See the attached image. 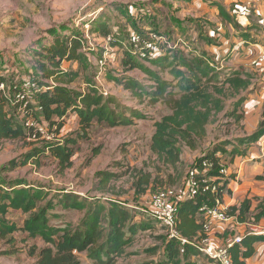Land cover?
I'll list each match as a JSON object with an SVG mask.
<instances>
[{"label": "rangeland", "instance_id": "rangeland-1", "mask_svg": "<svg viewBox=\"0 0 264 264\" xmlns=\"http://www.w3.org/2000/svg\"><path fill=\"white\" fill-rule=\"evenodd\" d=\"M193 1L195 0H0V71H5L6 91L10 97L15 95L13 88L22 86L25 79L41 85L51 84L50 79L42 76L40 65L47 63L45 47L53 43L54 36L49 34V30L54 29L61 37L73 36L80 39L81 51H86L89 57V69L80 72L69 84L71 88L81 90L86 87L87 81L94 77L99 88L116 97L117 105L112 107H116L117 111H123L129 116L130 111L125 108L129 107L143 115V118L133 117L129 125L110 127L103 122H93L85 130L81 128L75 112L67 113L63 119L64 125L57 134L59 139L56 140L59 143L68 138L75 140L68 144L73 149V154L70 157V165L64 169L45 148L43 138L0 141V169L9 167L11 159L21 161L26 153L34 154L26 164L3 170V174L8 181L24 180L26 184L29 183L34 188L40 187L47 193L38 207L51 202L52 207L46 213L50 226L69 225L74 228L81 222L86 210L66 206L63 201L69 193L77 194L78 199L84 203L103 201L107 206L110 199H117L128 207L132 218L124 230L128 232L127 235H131L132 242L125 248L122 256L114 259V264H159L164 259L163 248L167 232L144 211L148 199L151 194L162 188L182 191L190 170L193 167L202 169L198 160L215 148L220 149L215 154L220 166L229 168L227 175L216 180L219 185H225L223 196L229 200V196L233 194L232 188L239 184V189L246 188V191L235 190V198L240 201L239 204L245 199L254 203L264 201V170H253L257 158L264 157V135L248 145L247 156L233 155L234 149L246 147L239 146L237 139L250 135L258 129L260 122H264V72L254 64L251 65L250 56V63L247 59L239 61L245 57L242 54L243 49L249 53V43L229 42L225 49L217 47L222 44V41H219L221 38L231 39L232 25L222 20L219 14L204 18L193 17L190 10L194 5ZM195 3L196 7L202 10L203 4L217 8L215 3L220 2L197 0ZM97 18L108 24L113 38L114 34L119 33L116 36L119 40L115 44L106 45L105 35L96 30ZM173 18H182L181 26H177L171 20ZM130 20L134 21L133 24ZM252 23L254 33L262 30L259 23ZM238 24L241 27L246 26H242L240 22ZM133 27L165 31L167 33L164 37L167 41L169 39L168 46H173V40L178 39L181 42L177 47L180 48L178 53L187 59L203 52L209 58L212 57V65H217L226 72L238 70L250 77L251 84L248 89L235 96H231L228 90L225 92L224 109L206 126V135L197 140L196 148L191 149L184 143L179 144L180 161L175 167L164 165L151 151L154 122L169 114L170 109L161 101L151 103L148 95L141 99L133 96L115 81L116 77L132 78L148 87L154 85V81L143 71L123 65L125 52L120 50V46L128 40ZM204 37H209L213 42L207 43ZM259 37L256 40H260ZM249 42L253 40L249 39ZM104 46H108L111 52L105 62V73L97 79L96 74L94 75L96 61L98 55L104 51ZM168 46H165V49ZM261 46L264 47V44ZM208 48L211 51H208ZM141 62L157 71L163 79L173 80L169 69H161L148 60ZM61 64L62 70H79L78 62L64 60ZM180 68L184 69L182 66ZM222 79L223 75L214 81V84L221 85L219 80ZM239 99L241 102L236 106ZM250 103L253 108L248 109ZM6 108L11 114H16L13 106L8 105ZM37 113L38 119L43 118L39 111ZM232 158L234 160L231 161ZM261 167L258 169H264V164ZM134 168H143L153 173L145 193H138L133 186L137 179L133 175ZM204 170L202 169L203 173L210 174L208 169ZM99 172L114 173L116 177L101 186L99 182L102 176ZM260 205L258 203L255 209L250 208L246 214L248 222H253L258 208L262 207ZM35 211L37 208L33 212L12 208L8 210L6 217L18 226V230L7 238L0 239V264H36L37 253L48 244L39 235L30 236L24 228L25 221ZM129 227H132L133 231H130ZM32 252L36 255L33 256ZM78 255L81 264H95L87 252ZM189 261L194 264H209L199 250L188 258L180 254V264H187Z\"/></svg>", "mask_w": 264, "mask_h": 264}, {"label": "trees", "instance_id": "trees-1", "mask_svg": "<svg viewBox=\"0 0 264 264\" xmlns=\"http://www.w3.org/2000/svg\"><path fill=\"white\" fill-rule=\"evenodd\" d=\"M222 20L236 29L241 26L228 13L224 6L215 3ZM177 26H181L180 19H171ZM234 20H236L234 18ZM98 23L96 30L101 35H109L111 32L106 22ZM133 24V20H130ZM133 27L132 32L146 37L147 33L165 35L167 32L157 29H139ZM63 29V28H62ZM243 29V28H242ZM182 30V29H181ZM49 34L54 36L53 43L46 49V61L40 65V71L45 79H50L51 84L48 88L37 93L35 104H28L27 115L38 119L34 105L40 107V122H47L50 126H56V133H59L64 125L63 119L70 111L75 112L79 117L82 129H87L93 122L105 123L113 127L117 125H129L132 118H143V115L136 109L125 107L131 115H125L123 111H117V99L113 95H104L94 80V77L87 81L86 89L76 90L71 88V84L81 71L90 67V61L86 51H81V40L73 37H61L54 29L49 30ZM119 33L114 34V44L119 40ZM240 37L248 40L251 36L248 30L241 31ZM207 43L213 40L204 37ZM217 42V41H216ZM122 44V43H121ZM112 45V44H111ZM120 50L125 52L123 65L129 68H137L146 73L154 81L150 87L141 84L136 79L115 78L124 89L130 91L133 96L141 99L144 95L150 97V102H163L170 109V113L164 115L160 120L154 122V133L152 135L151 151L157 158L167 166L175 167L180 161L179 144L184 143L187 147L196 148L197 140L206 135V126L213 122L219 112L224 109L223 96L230 91L231 96L239 94L242 90L248 89L251 84L250 77L241 74L238 70L226 72L223 68L212 65V57L209 58L205 53L193 55L187 59L178 51L180 48L164 49V53L157 57H141V54L133 55L124 46ZM173 51V52H172ZM172 52V53H171ZM103 53V51H102ZM102 53L98 55L101 58ZM109 56V55H108ZM64 60L75 61L79 64V70H62ZM141 60H148L152 65L161 69H169L173 80L163 79L160 74L144 65ZM107 61V60H106ZM214 62V61H213ZM215 64V63H214ZM180 66L184 67L181 69ZM97 64L94 75L97 74ZM105 72V66L104 71ZM223 75L224 79L219 80L221 85H215L214 81ZM218 81V82H219ZM0 83H6L5 71H0ZM9 94L0 90V141L10 139H26L33 134L32 127H26L17 113V106L11 104ZM241 99L236 101L239 105ZM14 107L16 114H11L6 106ZM120 106V105H119ZM37 114V115H36ZM233 114V113H230ZM239 118V117H237ZM264 135V122L259 123L256 131L250 135L238 138L239 146L245 145L243 149H234L233 155L246 154V148L252 142L259 140ZM40 136L37 134L36 138ZM45 142V148L55 157L62 168L70 165V157L73 149L68 145L75 142L74 139H66L65 142L58 141ZM220 149L215 148L204 157L198 160L202 167L203 161H208L211 165L209 173L218 174L220 163L216 153ZM33 153H26L21 161L11 159L8 166L0 169V239L7 238L18 226L7 219L6 214L10 208L21 209L23 212H33L30 218L25 221V229L30 236L39 235L48 245L41 248L36 255V264H81L78 257L79 252H87L88 257L94 260L95 264H114V259L123 255L125 248L132 242L131 235L124 230L132 213L126 205L117 199H110L106 206L103 201L84 203L78 199L77 194L69 193L64 197L66 206L75 209H85V215L81 222L76 226L54 227L50 226L47 220V210L52 207L51 202L38 207L40 201L45 199L47 193L40 187L34 188L24 180H6L3 170L11 169L17 165L26 164ZM234 157V156H233ZM234 160L233 158L231 161ZM101 186L109 182L116 174L110 172H99ZM133 175L137 178L133 186L138 193H145L146 188L152 181L153 173L145 171L143 168H134ZM226 184V182H225ZM224 186H220L224 189ZM215 202L213 193L210 191L200 192L194 198H188L179 202L178 207V229L183 237L192 240L200 237L203 229V216L201 207L205 204L212 205ZM251 207L250 199L243 200L239 206L232 205L227 209V214L234 217L238 222H247L246 214ZM262 213L258 212L254 220L260 218ZM129 230L133 231L132 227ZM166 243L163 248L164 259L159 264H180V254L188 258L194 255L197 250L189 243L182 244L179 240L168 238L165 234ZM264 241V234H248L244 236L240 243L230 248V253L234 264H246V259L254 253V243ZM155 250V249H154ZM187 264H194L187 262Z\"/></svg>", "mask_w": 264, "mask_h": 264}, {"label": "built area", "instance_id": "built-area-1", "mask_svg": "<svg viewBox=\"0 0 264 264\" xmlns=\"http://www.w3.org/2000/svg\"><path fill=\"white\" fill-rule=\"evenodd\" d=\"M106 45H111L114 42L112 35H107ZM175 44L171 47L168 46L169 39L164 35H158L156 33H147L146 37H143L136 32H131L128 40H125L122 45L125 49L129 50L133 55L141 54V57L148 55L149 57H157L164 53L165 46L169 48H177L181 43L178 39L173 40ZM108 46H104V51L101 58L96 61L98 72L96 78L98 79L104 71L105 62L107 56L111 50ZM176 46V47H175ZM258 47V48H257ZM247 53L251 57V65L254 64L261 71L264 72V47L259 45H249ZM212 64V63H211ZM105 73V72H104ZM97 83V82H96ZM98 84V83H97ZM99 86V85H98ZM48 88V85H41L35 81L25 79L22 86H15L13 91L15 95L11 99V103L17 106V113L23 124L26 127L33 128V134L28 139L36 140V135L47 141L58 140L56 133V126H50L47 122H40L38 119L29 117L28 104H35V96L37 93ZM101 92L106 95L107 93L103 89L99 88ZM0 90L7 94L5 83H0ZM35 111H39L40 107L34 105ZM211 165L208 161L202 162V169H210ZM201 168L193 167L187 178L185 188L177 192L175 189L162 188L151 194L144 211L147 212L153 219H155L161 227H164L168 238H174L179 240L182 244L189 243L203 255L206 263L209 264H234L230 253V248L240 243L242 236L236 235L225 244H217L213 240V221H227L232 218L227 214V209L222 205V196L224 189H221L219 181H216L218 177H223L228 174L229 168L220 166L218 174H205ZM204 170V171H205ZM210 191L213 193L215 202L212 205H203L200 209L203 216V229L200 237H196L189 240L183 237L178 229V207L179 202L188 198H194L200 192Z\"/></svg>", "mask_w": 264, "mask_h": 264}, {"label": "crops", "instance_id": "crops-1", "mask_svg": "<svg viewBox=\"0 0 264 264\" xmlns=\"http://www.w3.org/2000/svg\"><path fill=\"white\" fill-rule=\"evenodd\" d=\"M218 1L220 2V4H222L224 6V8L233 17V19L234 18L236 19L235 21L238 20V22L243 24L242 26H245V24H246V26L240 27L238 31H236L232 26H230V28H231L230 32L233 34L231 36V39L226 40L224 38H221L219 41H222V44L220 46H217V47H219L221 49H225V48H227V45H229V42H234V44L235 43L240 44L241 42H245V43H249V45H253L252 43H254V45H259V46H261V44H264V0H218ZM195 2H197V0L192 2V3H194V5L192 6V8H190V10L192 12L191 15L193 17H195V18L203 17L204 18V17L211 15V14L215 15V16L219 14V11L217 8H215V7L212 8L207 4H203L202 10H199L196 7ZM253 21H256V23H259L260 26L262 27V30L259 31L258 33H254V31H253V29H254V25L252 23ZM219 24H221V22ZM180 29H182V28H180ZM246 30H248V32L250 33L251 37L249 39H252L253 42H249V39L243 40L240 37V32L246 31ZM258 37L260 40H256V38H258ZM257 41L261 44H259ZM208 51H211V49L208 48ZM214 52H216V50H214ZM223 52L224 51L222 50V53ZM242 54L245 55V57H243V59H239V61L242 62L245 59H247V61L250 63V57L246 53V51H244V49H243ZM216 55H217V53H216ZM70 61H72V60H70ZM63 69H65V68H63ZM251 108H253L252 103H250V105L248 106V109H251ZM247 154H248V152H247ZM262 164H264V157L257 158L256 164H254L253 170H255V169L264 170V169H258V168H262L261 167ZM242 189L243 188L239 189V184H237L236 188H232L233 194L231 196H229L230 197L229 200H227L226 197L223 196L222 205L224 207H229L232 205L239 206L240 201H237V199L235 198V190L241 191ZM243 190L246 191V188H244ZM258 203L261 204L260 206H262V207H259L257 211L262 213V215L260 216V218H257L256 220L252 219L253 222H248V221L247 222H238L234 217H232L231 219H229L227 221L214 220L213 221V227L214 228L212 231L213 240L217 244H225L226 242L231 240L236 235H240V236L244 237L248 234H264V208H263L264 201H257L255 203L253 201H251V207L250 208L255 209V207L257 206ZM253 245H254V253L252 256H250L249 258L246 259V264H264V241H257ZM79 253H81V252H79ZM80 255H78V257Z\"/></svg>", "mask_w": 264, "mask_h": 264}]
</instances>
